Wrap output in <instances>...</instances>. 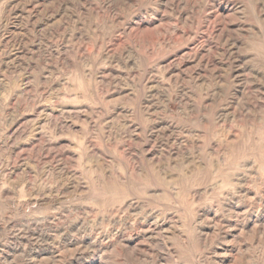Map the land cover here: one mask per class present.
<instances>
[{
	"label": "rangeland",
	"instance_id": "obj_1",
	"mask_svg": "<svg viewBox=\"0 0 264 264\" xmlns=\"http://www.w3.org/2000/svg\"><path fill=\"white\" fill-rule=\"evenodd\" d=\"M0 221V264H264V0H0Z\"/></svg>",
	"mask_w": 264,
	"mask_h": 264
},
{
	"label": "bare ground",
	"instance_id": "obj_2",
	"mask_svg": "<svg viewBox=\"0 0 264 264\" xmlns=\"http://www.w3.org/2000/svg\"><path fill=\"white\" fill-rule=\"evenodd\" d=\"M12 201V200H11ZM16 206H18V204L16 205ZM26 206V205H25ZM24 207V206H23ZM13 208V207H12ZM25 208V207H24ZM15 209V208H14ZM11 214V213H10ZM11 216V215H10ZM6 221V220H5ZM8 221V220H7ZM9 221H11V220H9ZM1 222V221H0ZM2 222H4V221H2ZM5 223V222H4ZM1 225H2V223H1ZM4 225V224H3ZM5 225H6V223H5ZM11 225V224H10ZM9 226V225H8ZM1 228H2V226H1ZM4 229V228H3ZM28 229V228H27ZM20 231V230H19ZM17 237V236H16ZM91 245V244H90ZM57 247V246H56ZM2 254V253H1ZM50 257V256H49Z\"/></svg>",
	"mask_w": 264,
	"mask_h": 264
}]
</instances>
